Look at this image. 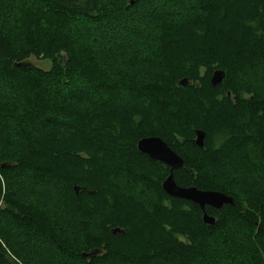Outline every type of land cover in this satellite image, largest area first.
Wrapping results in <instances>:
<instances>
[{
	"label": "trees",
	"instance_id": "obj_1",
	"mask_svg": "<svg viewBox=\"0 0 264 264\" xmlns=\"http://www.w3.org/2000/svg\"><path fill=\"white\" fill-rule=\"evenodd\" d=\"M186 2L162 12L152 0H18L9 9L0 0V197L9 216L38 227L72 263L264 264V94L239 82L259 69L264 84V0ZM117 22L132 34L145 27V41L135 35L122 49L121 32L118 47L97 50L86 28L102 24L104 35ZM216 69L225 75L213 85ZM195 130L205 133L203 148ZM150 136L183 159L173 172L179 186L233 198L205 208L214 224L163 191L169 167L137 150ZM25 169L40 182L56 170L78 218L100 216L95 233L83 225L64 236L39 210H25L7 181ZM117 181L150 189L153 203ZM16 258L0 244V264Z\"/></svg>",
	"mask_w": 264,
	"mask_h": 264
},
{
	"label": "rangeland",
	"instance_id": "obj_2",
	"mask_svg": "<svg viewBox=\"0 0 264 264\" xmlns=\"http://www.w3.org/2000/svg\"><path fill=\"white\" fill-rule=\"evenodd\" d=\"M167 1V2H166ZM166 4H164V0H152L153 5L156 4L159 5V9L161 7V11L165 12L167 10L176 11L180 8L187 7L186 3L188 5L187 0H178L181 3L173 4L172 0H166ZM1 4L3 6V9L16 8L18 5V0H1ZM0 4V7H1ZM5 7V8H4ZM140 7V6H139ZM144 8H147L144 6ZM2 10V8H0ZM158 9V10H159ZM11 12V11H9ZM5 25L9 26L8 21L6 22L5 19ZM4 28H7L3 25ZM106 28L110 29L105 33L104 35H101L104 29L102 24H95L94 26L91 25L86 28L85 33L86 35L91 33L92 36H96V39H100V42L96 41V49H105L110 46H112V50L115 47H118L120 43L117 41L120 38V33L123 32V34L126 37L125 45H123L122 49L124 47L128 48V44L131 42V38L135 35H139L141 38L138 39L139 43H142L143 39L146 38V35H148L147 31H145V27H142L141 29L143 31H137L134 30V34L129 33L127 31L128 28H125L124 31L122 30L120 24L117 23H108L105 25ZM124 27V26H123ZM132 29H129V31ZM77 32V31H76ZM80 32V31H79ZM77 32V33H79ZM132 32V31H131ZM146 32V33H145ZM5 34V33H4ZM99 36V37H98ZM104 36V37H102ZM103 40H105L103 42ZM115 42V44H113ZM112 43V45H110ZM124 48V49H126ZM29 63L35 65L36 67H39L43 70H48L51 67V61L49 59H36L35 57H30L27 60ZM144 68V67H143ZM152 71H155L154 69L150 68ZM250 72V71H249ZM253 72V71H252ZM242 77V79H239V82L244 84L245 86H249L253 91H257L260 95L264 94V89L262 84V74L257 69L254 73L251 74H244L242 73L239 75ZM244 76V77H243ZM2 82V81H1ZM185 153L188 155H191V157H194L191 150H184ZM222 169V168H221ZM224 173H227V170H224ZM54 172L56 170H53L50 172L49 175L46 174L45 177H47L45 182H40L38 177L30 171V169H25L24 173H15L13 179L11 176L8 178L9 182V189L12 190L13 194L16 197H19L23 201L25 210L28 211V205H30L35 211H40L45 219L51 220L50 222L52 224H57L59 226H62L64 228L63 235L66 236L68 232L73 233L72 235H77L80 232L79 227L83 226L92 232L95 233L97 227H98V221L100 219V216H92L87 217L85 219H79L77 214L74 212L73 205L65 200V190L63 188V185L61 182H56V178H53ZM1 180V179H0ZM253 180V179H252ZM258 183V180H255ZM118 189L120 190H129L131 193L137 196L142 200L144 205L149 206L154 201V192H152L150 189H143L140 191L138 186L126 184L124 182L117 181ZM1 194L5 190V185L1 184ZM5 187V188H4ZM4 195V194H3ZM30 203V204H29ZM6 204L3 202L2 196L0 197V244L3 245L5 250L8 252V254L12 257H15V259L18 260L19 257L21 261L19 260V264H77L76 262L72 263L70 260H68L66 257L59 255L56 252V249L53 247V244L50 242L49 237L44 234V232H41L38 230V227L32 226L28 224L25 221L18 222V219L12 218L6 213ZM55 216V217H54ZM50 222H46L45 224L48 226L50 225ZM65 222L68 224L65 225ZM77 225V226H76ZM175 259L172 258V260L167 261L164 259H157L153 262V264H172L171 262ZM103 264H123L119 260H111L110 262L107 261ZM176 264V262H174Z\"/></svg>",
	"mask_w": 264,
	"mask_h": 264
},
{
	"label": "water",
	"instance_id": "obj_3",
	"mask_svg": "<svg viewBox=\"0 0 264 264\" xmlns=\"http://www.w3.org/2000/svg\"><path fill=\"white\" fill-rule=\"evenodd\" d=\"M130 4H134V0H130ZM224 75L225 72L223 70H214L210 78L211 84L216 85L220 83ZM187 81L184 78L179 81V84L185 85ZM204 138V131L195 130L194 142L198 147L203 148ZM137 150L169 167V173L161 184L163 191L169 196L197 204L202 210V221L205 224L212 225L215 222V218L206 212V207L220 209L225 204L233 205V198L222 191L201 190L195 186H179L175 181L173 172L183 166V159L160 137L150 136L139 139L137 142ZM74 189L77 191V187ZM94 253H83V256L88 257Z\"/></svg>",
	"mask_w": 264,
	"mask_h": 264
}]
</instances>
